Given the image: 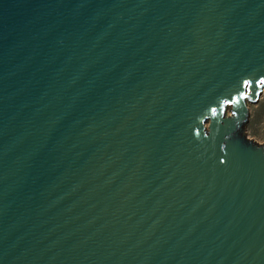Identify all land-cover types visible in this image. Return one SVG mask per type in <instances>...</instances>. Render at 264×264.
I'll use <instances>...</instances> for the list:
<instances>
[{
    "label": "water",
    "instance_id": "obj_1",
    "mask_svg": "<svg viewBox=\"0 0 264 264\" xmlns=\"http://www.w3.org/2000/svg\"><path fill=\"white\" fill-rule=\"evenodd\" d=\"M264 0H0V264H264Z\"/></svg>",
    "mask_w": 264,
    "mask_h": 264
},
{
    "label": "rangeland",
    "instance_id": "obj_2",
    "mask_svg": "<svg viewBox=\"0 0 264 264\" xmlns=\"http://www.w3.org/2000/svg\"><path fill=\"white\" fill-rule=\"evenodd\" d=\"M247 106L248 116L245 134L258 143H264V96H259L255 103Z\"/></svg>",
    "mask_w": 264,
    "mask_h": 264
}]
</instances>
